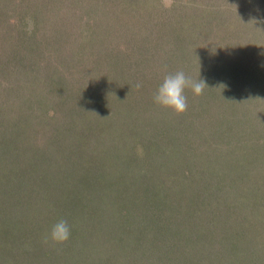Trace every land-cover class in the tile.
I'll return each instance as SVG.
<instances>
[{
  "label": "rangeland",
  "instance_id": "rangeland-1",
  "mask_svg": "<svg viewBox=\"0 0 264 264\" xmlns=\"http://www.w3.org/2000/svg\"><path fill=\"white\" fill-rule=\"evenodd\" d=\"M66 1L68 0L63 2L62 0H5V5L0 4V234L2 229L4 231L8 229L13 232L10 238L16 245L22 244L23 247L24 243L27 244V249L23 250L21 247L19 252L16 251L18 259L20 258L19 264H172L170 260L178 259L177 248L170 244L169 248L159 255L158 260V256L145 253L146 250L139 246L137 232V238L136 235L133 236L134 238H129L132 243L131 249L128 250L129 239L126 241L127 239L123 240V238L126 236L125 233L129 235V225H132V222L120 219L115 206L111 213L105 216V211L110 209L111 202L107 205L105 196L100 198L99 189L91 185L78 186L77 183L85 177L94 180L87 181V184L101 183L102 179L98 174V166L94 163L100 162L101 151L98 145L105 139L101 138V134L99 135L98 128L102 115L96 113L98 114L96 118V114H92L94 102H98L101 96L108 92H115L120 95V102L116 103V107L120 109L122 104L125 106L122 94L136 92V86L133 85L140 81V76L136 75H139L138 71L145 66L149 68L152 66L156 75L161 70L159 77H165L166 72L173 74L183 69L184 58H187L186 55L191 57V52L187 51V53L182 49L179 59L174 57L170 63L167 62L176 64L177 67L174 69L176 65H173L167 69L164 64L166 57L163 58V64H158L159 50L156 48L160 42L164 44L162 48L165 50L173 42L181 44L186 42L187 35L181 33L182 30L187 27L200 31L204 29L203 22L206 18L200 19L195 15L194 20L184 26L185 21H180L177 17L178 12L182 10L180 11L175 5L178 1H182L183 9L186 0H149L152 4L148 11L155 15V18L150 20L148 15L150 13L145 14V9L141 11L147 17L143 15L136 22L133 18L136 31L145 29L142 36L136 31L132 34V30H128L133 24L130 23L131 18L114 23L121 32L118 46L126 47L125 43L128 42H133L134 45L135 51L125 49L122 53L118 49H112L113 45L104 37L92 40L90 44L84 41L81 29L86 22L83 19L86 12L82 6L76 8L78 10L75 14L65 12ZM96 1L106 3L107 0ZM114 1L109 3L114 5ZM36 2L49 3V7L56 10L50 17L44 12L39 14L34 9ZM209 2L211 6L213 5L216 15L214 24L219 20L224 28H231L229 25L233 23L232 26L236 29L229 43L230 50L234 52L231 55L236 57L235 64H241L246 58L248 61V64L244 62L241 65L242 68L238 69L235 75L229 77V81L225 82L222 88H219V80L213 73L219 70L220 61L213 62L215 59L209 55L206 48H203V53L209 55L210 61L204 57L196 58L193 62L197 76L204 78V74L210 72L214 75L210 79L216 87L217 94L231 91L233 86H236L234 94L236 96H233L236 103L238 99L242 103L243 97L251 99L244 101L245 107H242V112L237 115L240 118L239 123L234 124L225 120V130H229L219 140L227 148L230 145L227 153L229 156H236L240 153L244 154L247 148L249 142L245 136H255L254 130L257 128H249L250 125L252 127L255 125L253 115L256 113L257 118L260 113L261 119L264 117V94L261 93L264 92V88L258 87V84L264 82V0H210ZM70 3L81 4L80 0H71ZM187 12H191V9L185 8L181 13L187 14ZM142 14L138 13L140 16ZM38 16L43 23L40 27L38 25L34 27L32 22L38 19ZM170 21L176 22L179 27L166 26ZM128 23L131 25H127ZM123 25L127 27L122 28ZM146 28H149V31H146ZM116 30L118 29L115 28ZM248 40H251L249 43L252 44L247 43ZM254 40H259L260 45L254 44ZM33 45L39 51L37 55L35 51L32 53ZM91 45L95 47L100 45V47L92 51L89 50ZM45 49L49 53L45 54ZM32 55L35 56L33 62ZM118 55L123 56L120 57L118 64H115ZM222 55L229 59L230 53H222ZM107 56L108 60L103 63ZM130 56L131 64H126ZM131 66L134 67L133 72L128 70L124 75L121 74L124 68ZM246 67L253 70L248 68L244 72ZM133 73L136 74L135 83L132 85L131 80L125 86L131 79L128 77L129 74ZM154 73L150 71V78ZM116 98L118 97L112 99V111L116 110L114 108ZM254 101L255 104L259 102L263 105L261 112L260 109H250ZM231 107L235 108L233 105ZM245 118H249L246 125ZM260 132L264 139L263 126ZM48 140L56 147L48 148ZM227 142L232 143L228 145ZM59 149L72 150L75 156L87 161L89 168L87 172L83 170V176L67 171L66 176L64 175L66 178L58 179L57 184L53 185V181L58 177L54 165L57 163V158L60 160L62 158L55 154ZM257 169L256 171H260L264 176V172L261 171L264 169V162H260L258 156ZM254 176L253 172L249 181H252ZM225 178L229 181L226 184L228 190L224 191L223 188L221 191L223 184L220 182L225 181L220 177L203 179L206 182H202L205 186L201 190L212 196L211 199L206 198L209 201H204V196L201 198L203 208L207 207L208 212L213 213L214 216L218 212H223L219 216L224 217L222 222H219L221 219L215 222L205 217L204 223L211 224L208 226L210 228L215 227L214 233L219 234L220 241L235 246L237 251L234 256L235 264H264V251H262L264 250V184L258 183L256 192L252 194L256 195L254 201L257 211H254V207L235 210L233 206H219L222 198L223 204L227 199L229 200L230 194L233 195L232 199H237L242 193L238 190V185L232 183V177ZM114 180L116 179H111L109 185ZM245 181H243L244 185ZM64 183L70 186H63ZM52 185V190L49 191L51 197L46 196L48 192L45 191L46 187ZM229 185L236 187L232 189ZM53 190L58 195L64 193L78 196L82 201L80 208H88L86 212L88 219L81 223L83 231L78 229L76 232L72 229L75 236L82 233L84 237H79L78 240L70 238L66 248L63 244L58 246L51 241L45 242L47 234L41 235L43 232L40 228L43 224L47 223L48 227L52 228L54 212L57 213L59 206L65 205L64 202L59 201ZM69 204L74 206L76 203L72 201ZM47 211L49 212L47 218L50 221L45 223L44 213ZM231 212L232 214H229ZM139 215L143 216L142 211L139 212L136 221H139ZM210 217L212 218V215ZM37 220L42 224L37 223ZM54 222L56 223V219ZM74 222L73 220L72 223ZM197 226H200V222ZM235 229L243 232L241 237H235ZM248 238L254 243L251 246L246 243L248 246L243 248L245 239ZM0 251L5 253L3 247ZM201 253L203 252L181 253L179 261L182 264H217L216 260L208 256L209 252L208 255L203 256L200 255Z\"/></svg>",
  "mask_w": 264,
  "mask_h": 264
},
{
  "label": "trees",
  "instance_id": "trees-1",
  "mask_svg": "<svg viewBox=\"0 0 264 264\" xmlns=\"http://www.w3.org/2000/svg\"><path fill=\"white\" fill-rule=\"evenodd\" d=\"M68 1H66L67 8L65 7V12L75 14V11L78 10L76 8L80 6L86 12V15L83 17L86 22L81 29V33L85 38H83L84 41L86 40L90 44L92 40L104 37L113 45L112 49H118L122 53H124L125 49L128 51L129 49H133L135 51L134 45L133 42H128L125 43L126 47L118 46L121 32H119L118 26L116 27L114 23L131 18L132 22L130 23L133 24L128 23L127 25H131L128 30H132L131 32L133 34L136 31L134 29V19L136 22L143 15L147 17L145 14L149 12L148 10L152 4H150L149 0H115L114 5L109 3L112 0H107L106 3L96 0H80L81 4L70 3L71 0ZM186 1L183 9L182 1H178L175 7L179 8L180 11H183L185 8H190L191 12H187V14L181 13L182 11L178 12V20L185 21L184 26H186V23L194 20L195 15L198 18L200 17V19L206 18L203 22L205 23L203 25L204 29L199 31L185 27V30H182L181 33L187 35V41L182 44L173 42L171 44L172 47L170 48L171 45H169V48L166 50L162 48L164 44L160 42L156 48V50H159L157 61L159 62L158 64H163V58L166 57L164 64H166L168 69L176 64H168L167 62L170 63L174 57H178L179 59L181 57L179 53H181L182 49L185 52H191V57L186 55L187 58H184L182 65L184 67L179 71H183L193 81L202 79L208 87L205 86L203 93L199 96L194 95L191 88H186L184 94L187 97L188 108L183 114L177 115L171 109L163 108L154 103V94L164 79L163 76L159 77L161 70L156 75L153 72L152 66L151 68L145 66L141 71H138L139 75L134 73L129 74L128 77L131 79L125 86L131 80V84L133 85L136 75L140 76L138 83L140 87H137L138 84L135 83L133 87L136 86V92L133 93L130 91L129 93L122 94L124 99L123 103L124 101L126 103L125 106L122 104L121 108L118 109L116 103L120 102V95H117L118 93L115 92H108L106 95H102L98 102L95 101L92 107L93 115L96 113L102 115L98 128L99 135L101 134V138L105 139L98 145L101 151L100 162L94 163L98 166V174L102 178L101 183L87 184V181L91 182L94 180L90 177H85L84 180H79L77 185L86 187L91 185L93 188L99 189L101 191L100 198H104L105 196L107 205L111 202L110 209L105 211V216L110 214L115 206L119 212L120 219L130 220L132 222V225H129V235L127 236V233H125L126 236L123 240L127 239L126 241H128L129 238H134V235L137 238V232L139 246L146 250L145 253L155 254L156 257L158 256V260L163 250H167L171 244L178 251L176 252L178 259L173 258L170 260L172 264H182L179 258L181 253L183 254L185 252L187 254H197V252L206 253H201V256L208 255L207 252H209L210 255L208 256L216 260L217 264H235L234 256L237 252L235 246L228 242L220 241L219 234L216 235L214 233L215 227L210 228L208 226L211 224L204 223L205 217L215 222L218 219H221L219 222H222L224 217L219 216L223 212H218L215 217L213 213L208 212L209 209L207 207L203 208L201 204L203 203V199L201 198L204 196V201H209L206 198L211 199L210 197L212 196H209L207 192L201 190L205 186L202 182H206V180H203L204 177L208 178V180L220 177L222 181H225L220 182L223 184L221 191L222 188L224 191L228 190L226 184L229 181L225 177H232V183H235L236 186L238 185L237 188L242 193L240 196H237V199H232L233 195L230 194L229 200L227 199V202H223V204L222 198L219 206H233L236 208L235 210L254 207V211H257L254 201L256 195L253 196L252 194L256 192L255 188L258 183L264 184V176L261 175L260 171H256L258 170L257 156L260 162H264V144L262 145L264 139L260 132L262 126L264 128V117L261 119L260 113L257 118L255 116L256 113L253 115L255 117V120L253 119L255 125L254 127L250 125L249 128L257 129L254 130L255 136H245L249 143L244 150V154H241L238 149L239 155L229 156L227 153L230 149L229 144L232 142L229 144L227 142L229 145L228 148L219 142L229 130H225V120L234 124L239 123L240 118L237 115L242 112L241 108L245 107L243 104L244 101L246 99L250 101L251 99L243 97L242 103L239 102L240 99L236 103L233 100V96H236L234 95L236 86H233V90L231 91L217 94L216 87L212 84L210 78L215 75V78L219 80V88H222L226 84L225 82L229 81V77L233 74L235 75V72L242 68L241 65L244 62L248 64V61L246 58L241 64H235L236 57L235 55H231L234 52L232 49L230 50L229 43L231 42V37L235 35L234 30L236 29L232 26L233 23L229 25L231 28H224L219 20L214 24L216 15H214L215 12L213 5L211 6V2H209L210 0ZM36 3L34 9L39 14L44 12L50 17L51 13L56 10L51 9L49 3ZM0 4L5 5V0H0ZM142 9H145V14H142ZM138 13H141L142 16L138 15ZM148 15L150 20L155 18V15L151 13ZM39 17L32 22L34 27L35 25L40 27L43 23ZM119 18L120 20H118ZM176 22L170 21V23L165 25L168 27H179ZM236 23L234 20V24ZM127 25H123L122 28H126ZM115 28L118 30L115 31ZM146 29V31H149V28ZM143 31L145 29H138L136 32L142 36ZM251 40H248L247 43ZM260 43L259 40H254V44L257 46ZM99 47L100 45L98 47L91 45V49L89 50L96 51V48ZM203 48H206L209 55L215 59L213 62L216 60L220 61L219 70L213 72L214 75L211 72L209 74L205 73L204 78L197 76V72L194 69L195 64H193L196 58L202 59L207 57V60L209 59L210 61L209 55L203 53ZM31 49L32 53L35 51V54H38L39 51H37L38 49L34 45L31 46ZM44 52L45 54L47 52L49 53L46 49ZM222 53H230L228 55L229 59L223 56ZM121 56L118 55L115 64H118ZM34 58L35 56L32 55V62ZM107 60L108 56L104 59L103 63H106ZM125 63L131 64V56ZM176 67L177 65L174 69ZM248 68L249 70H253V68L246 67L244 72ZM128 70L133 72L134 67L124 68L121 74L124 75ZM150 71L154 73L151 78L149 76ZM166 73V75L171 74L169 72ZM258 87L263 89L264 82L262 81L261 84H258ZM261 93L264 94V92ZM113 97H118L115 102V111H112L113 107L111 106ZM255 101L250 109H260L259 112H261L263 105L259 102L255 104ZM231 105L235 106V108L232 109ZM98 114H96V118ZM247 120L249 118L244 119L245 125L247 124ZM203 141L204 144H202ZM48 143V148L56 147L49 140ZM55 154H58V157L61 156L62 158L61 160L57 158V163L54 165L58 177L53 181V185L57 184L58 179L60 180L62 177L65 179L67 171L83 176V170L87 172L89 168L87 161H84V159L79 158L77 155L75 156L72 150L63 151V149H59ZM261 171L264 172V169H261ZM253 172L255 176L252 181H249V177H251ZM105 179H107V184ZM111 179L116 180L109 185ZM245 179H248V181H245ZM68 180H70V177ZM243 181H245V185ZM208 184L211 185L209 182ZM53 185L46 187L45 191H48L46 192V196L50 195L49 191L52 190ZM63 186H70V184L64 183ZM229 186H232V189L236 187L233 185ZM54 193L59 198V201L64 202L65 205L64 207L59 206L58 211L56 209L57 213L54 212L53 224H55V219L56 222L60 219H65L68 221L71 230L74 229V231L78 232V229H80L82 232L84 228L81 223H84L88 219L86 215L88 208L84 207L81 209L80 205L82 201L74 194L60 193L58 195L56 192ZM72 201L76 203L74 206H70L69 204ZM140 211H142L143 216L139 215V221H136ZM71 214L73 215L70 216ZM229 214H232V212ZM44 215L46 216L45 223L49 222L50 220L47 218L49 212L47 211ZM210 215H212V218ZM73 220L75 221L74 223H72ZM137 222L140 223L137 224ZM199 222L200 226L198 227ZM37 223L42 224L41 221ZM40 229L43 232L41 235H44L49 233L51 228L46 223ZM74 231H71V238L78 240L77 238L84 237L81 235L82 233L75 236ZM234 233L235 237L239 238L243 232L240 229H235ZM11 235H13L12 231L8 229L4 231L2 229L0 234V248L3 247L5 253L0 251V264H19L20 258L18 259L16 251L19 252L22 244L16 245L15 241L10 238ZM129 242L127 246L128 250L131 249L130 245L132 240L129 239ZM246 243L251 246L254 241H251L250 238L245 239L243 248L248 246ZM26 245L25 243L23 244V250L27 249L28 246ZM56 245L59 246L60 244ZM67 246V243L63 244L64 248ZM167 255H169L168 252Z\"/></svg>",
  "mask_w": 264,
  "mask_h": 264
},
{
  "label": "clouds",
  "instance_id": "clouds-1",
  "mask_svg": "<svg viewBox=\"0 0 264 264\" xmlns=\"http://www.w3.org/2000/svg\"><path fill=\"white\" fill-rule=\"evenodd\" d=\"M206 83L200 79L193 81L188 78L183 71H177L164 77L162 84L154 94V103L163 108L171 109L177 115L183 114L187 108V97L185 89L191 88L194 95H201ZM137 87H140L138 84ZM208 87V86H207ZM71 238V228L65 219L58 220L45 236V242L51 241L53 244H64Z\"/></svg>",
  "mask_w": 264,
  "mask_h": 264
}]
</instances>
